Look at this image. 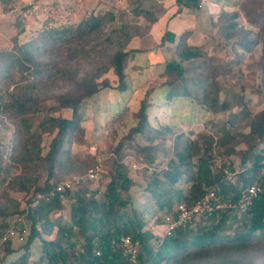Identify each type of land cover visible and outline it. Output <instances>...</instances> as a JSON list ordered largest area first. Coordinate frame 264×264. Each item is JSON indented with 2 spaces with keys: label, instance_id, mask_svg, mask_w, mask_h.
<instances>
[{
  "label": "trees",
  "instance_id": "trees-1",
  "mask_svg": "<svg viewBox=\"0 0 264 264\" xmlns=\"http://www.w3.org/2000/svg\"><path fill=\"white\" fill-rule=\"evenodd\" d=\"M7 1L0 0L4 14L13 10ZM202 1L176 0L177 12H198ZM224 1H218V10L209 16L212 29L207 35L213 38L209 37L212 44L215 40L212 48L205 50L202 45L189 43L191 32L186 31L176 40V55L161 62L164 65L160 73L168 98L180 95L214 115L226 113L217 134L191 139L170 124L155 127L148 115L151 102L144 98L134 114L137 125L122 140L110 144L108 156L102 160L101 176L109 178L104 188L86 180L63 196L47 198L66 175L86 176L99 163L98 157L89 155L95 162L85 168L81 156L72 151L76 131L81 129L79 109L95 94L101 99V95L107 96L112 90L126 92V63L131 54L139 51L128 49L138 33L136 25L122 22L107 33V26L119 16L113 11L97 13L92 9L77 23L65 25L54 21L58 28L46 29L42 47L51 60L43 61L23 46L16 47L10 61L2 58L5 61L0 66V239L12 227L21 233L27 229L23 253L9 264H129L121 243L125 235L140 243L135 264H162L169 260H178V264H245L239 251L264 242V107L253 110L241 91L227 90L225 97H220L224 86L220 77L226 79L234 67L241 70L245 54L254 56L260 45L263 51L256 66L250 68L253 73L256 68L262 70L261 85L255 89L262 92L264 0H228L232 9L222 6ZM29 8L31 5L23 6L24 10ZM135 14L144 17L149 25L158 17L155 10L142 5L135 9ZM240 17L248 26L240 24ZM166 36L171 42L176 39L175 34L167 31L163 41ZM214 47L219 50L215 48V52ZM103 60L112 68L117 83L101 79L109 69ZM86 63L91 68L82 73ZM13 69L22 78L32 70V81L20 84L26 80L21 79L10 89L13 83L8 79ZM54 76L73 79L74 89L56 96V106L73 109L72 118L52 115L51 107L37 95L41 81ZM4 107L9 108L13 125L3 115ZM46 137L49 141L44 143ZM168 138L173 140V154L158 160L159 152L166 151ZM139 139L148 143H140ZM129 157L131 164L142 169V175L150 176L139 203L133 194L136 182L127 164ZM254 184L261 191L243 211L238 204ZM210 190L216 191L222 208L202 216L205 223L193 219L157 239L155 225L164 230L165 218L175 216L180 204L193 207ZM12 191L20 198L11 196ZM152 209L154 217L159 212L165 215L153 222L154 227L146 219ZM13 240L8 237L1 242L0 264L16 252ZM37 241L39 257L29 261L28 255Z\"/></svg>",
  "mask_w": 264,
  "mask_h": 264
},
{
  "label": "rangeland",
  "instance_id": "rangeland-1",
  "mask_svg": "<svg viewBox=\"0 0 264 264\" xmlns=\"http://www.w3.org/2000/svg\"><path fill=\"white\" fill-rule=\"evenodd\" d=\"M220 0H203L202 6L198 12H191L183 10L177 11L176 0H9L6 2L8 7H13L12 11L4 14L2 4L0 2V57L7 61H10L11 54L16 53L18 49L16 47L23 46L25 50H33L37 57H40L43 61L51 60L49 55L45 53L44 48L45 40L43 39V33L46 29H57L58 25H54V21L65 23L70 25L79 22L84 15L89 13L90 10L96 9V12L113 11L119 18L110 23L107 26L106 32L113 27L118 26L122 22L133 23L137 27V34L131 40L128 49H139L135 51L127 60L126 70L128 72V84L129 87L126 92H119L118 90H112L107 96L95 94L92 97L86 99L80 106V128L76 131L75 138L77 139L72 146V151L81 156L85 168L89 167V164L93 165L95 159L91 160L88 156L102 157L103 159L108 156L110 144H115L122 140L127 135L132 127H135L138 120L134 114L138 111L140 103L144 98L151 102L148 108V115L150 123L159 127L163 124H170L176 130L185 133L186 136L191 139H197L200 135L212 133L217 134L218 127L222 123V119L226 117V113L217 112L215 115L201 109L197 104L191 102L188 98L177 95L175 98H168L167 86L164 85L160 78L162 67L169 58L176 55L175 44L178 36L187 30H193L194 33L189 37V42L192 44H199L204 46L205 50L212 48V37L209 35V30L212 29L209 24V13L217 11L219 6H216ZM224 1V0H221ZM229 2L225 0L222 6L227 5ZM31 5V8L24 10L23 6ZM147 9H153L156 11L158 23L150 24L142 17L135 14V9L141 6ZM221 6V4H220ZM229 9H232L229 6ZM122 16V19H120ZM206 17V20H205ZM239 22L243 26L248 24L239 18ZM23 30L21 31V27ZM165 30L175 34L177 38L174 42L169 41V37L166 36V40H162V35ZM208 34V35H207ZM103 38L104 36H100ZM211 37V38H209ZM97 39L93 40L88 46L94 44ZM42 47V48H39ZM166 46V47H165ZM219 50L217 47L214 49ZM215 49V52L217 50ZM263 51L262 45L258 46V49L253 52L254 56L249 53L245 54L241 63V70L234 67L228 74L227 78L220 77L223 83V90L220 93L221 99L225 97L228 91H241L246 95L248 103L253 110L264 107V85L260 86V92L256 91L257 87L261 85V72L259 68L254 69V73L250 65L256 66V62L259 60L260 54ZM160 54L156 64H152L154 61L149 59L151 53ZM160 52H163L160 53ZM222 53V52H221ZM223 55V53H222ZM104 59V57H102ZM2 59L1 64L5 61ZM28 63V62H27ZM103 60L105 67L109 68V64ZM159 63V64H158ZM152 64V66H151ZM31 69L33 65L29 63ZM155 65V66H154ZM91 68V64H84L82 66V73ZM32 70L24 74L25 77L16 72L10 73L8 82L13 83L10 89H13L14 84L21 80L26 79L20 84L29 83L32 81L30 76ZM107 79L111 82L117 83V77L114 74L112 68H109L101 79ZM73 79L68 77H47L41 81V84L37 90V95L42 101L47 103V106L51 107V114L55 116H62L65 118L73 117L72 108L58 107L56 102V96L66 90H73ZM241 86L244 89H241ZM228 90V91H227ZM6 99L8 96L5 95ZM36 108V105L34 104ZM33 107V108H34ZM3 115L6 120L13 125V120L10 117L9 108H3ZM247 131V130H245ZM12 133V132H11ZM79 140V141H78ZM49 138L46 137L44 143H47ZM140 143L146 144L144 139H139ZM166 151H161L158 154V160H166L173 154V140L168 138L165 144ZM242 147V145H241ZM100 155V156H99ZM131 177L136 182L133 189L136 202L139 203L143 200V189L145 182L150 179L147 174H141L142 169H137L129 161ZM87 159V160H86ZM231 159H236L232 157ZM89 163V164H88ZM108 163L105 162L106 170L108 169ZM131 164V165H130ZM14 171L16 170L13 168ZM76 175H80L77 173ZM72 174L66 175L64 178H71ZM102 182L101 188L109 182V178H100ZM11 196L19 197L14 191L10 192ZM2 197V195H1ZM220 199V198H219ZM3 200V199H2ZM68 206V202L65 201ZM152 209L147 215L146 219L149 224L160 217L165 215L162 212L158 213L157 217L153 216ZM202 218V217H200ZM198 218V223H205V219ZM2 218H0V222ZM155 224H153L154 227ZM162 227V226H161ZM160 226L155 225V235L160 240L165 231ZM1 236V235H0ZM3 237V236H2ZM0 239V244L2 242ZM24 240L14 238L13 248L16 250L11 254L7 261L3 264H9L10 260L23 253ZM240 256L246 259L245 264H264V242L260 245L244 248L239 251ZM40 248L39 242H35L31 248L29 261L36 260L39 257ZM236 256V253H234ZM162 264H178V260H169Z\"/></svg>",
  "mask_w": 264,
  "mask_h": 264
},
{
  "label": "built area",
  "instance_id": "built-area-1",
  "mask_svg": "<svg viewBox=\"0 0 264 264\" xmlns=\"http://www.w3.org/2000/svg\"><path fill=\"white\" fill-rule=\"evenodd\" d=\"M264 159V157H263ZM102 157H98V164L91 168L86 176L84 175H74L71 178L65 179L50 192L47 196L54 197L56 195L63 196V193L69 189H73L81 185L84 181H91L92 185L100 188L102 184L99 183L101 178V172L103 170ZM136 167V165H134ZM261 191L258 185H251L247 192L243 194L238 207L245 211V209L253 202ZM220 197L217 195L216 191L210 190L207 192L203 200L197 202L193 207H188L185 204H180L176 209L175 216H167L164 223V234L170 235L172 231L180 226L193 221V219H198L205 216L208 212L212 211L214 208H222L223 203L220 202ZM27 234V229L24 233H21L15 227H12L9 232L2 237V241L7 240L8 237L18 238L24 240ZM121 243L123 246V253L129 260V264H135L137 261V256L139 253L140 243L138 240H133L131 236L125 235L121 238Z\"/></svg>",
  "mask_w": 264,
  "mask_h": 264
},
{
  "label": "crops",
  "instance_id": "crops-1",
  "mask_svg": "<svg viewBox=\"0 0 264 264\" xmlns=\"http://www.w3.org/2000/svg\"><path fill=\"white\" fill-rule=\"evenodd\" d=\"M216 6H218L217 4H216ZM218 10V9H217ZM177 12V11H176ZM215 12V11H214ZM179 13V12H178ZM212 13V12H211ZM209 15H210V13H209ZM159 20H160V18L155 22V24L156 23H158L159 22ZM205 20H206V17H205ZM155 24H153V25H155ZM188 32H191V34H190V36H192V34L194 33V31L193 30H187ZM167 32V30H165V32L163 33V35H162V37L165 35V33ZM189 36V37H190ZM176 38H177V36H176ZM162 39V38H161ZM188 41H189V38H188ZM189 43H191V42H189ZM166 47V46H165ZM151 53V52H150ZM160 53H162L163 54V52H160ZM159 55L160 54H156V53H151V55H150V57H149V59L151 60H153L154 62L152 63V64H156V62H157V60H159L158 59V57H159ZM160 56H162V55H160ZM163 57V56H162ZM152 64H151V66H152ZM159 64V63H158ZM160 64H162V63H160ZM155 66V65H154Z\"/></svg>",
  "mask_w": 264,
  "mask_h": 264
}]
</instances>
